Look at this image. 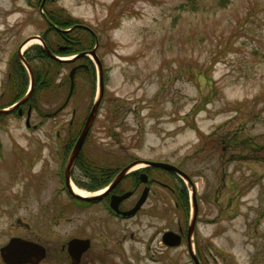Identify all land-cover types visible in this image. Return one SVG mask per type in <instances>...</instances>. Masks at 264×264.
Returning <instances> with one entry per match:
<instances>
[{"label": "rangeland", "instance_id": "1", "mask_svg": "<svg viewBox=\"0 0 264 264\" xmlns=\"http://www.w3.org/2000/svg\"><path fill=\"white\" fill-rule=\"evenodd\" d=\"M54 10L90 26L99 41L104 98L84 148L86 168L140 159L180 166L196 187V234L209 245L207 264H264V0H0V107L27 90L26 83L17 94L9 68L34 52L37 40L24 43L47 30L45 12ZM58 43L54 50L62 51L65 43ZM23 45L34 46L21 56ZM81 61L92 69L76 73L57 119L37 130L26 126V112L0 119V264L1 247L13 236L49 247L38 264H72L69 243L84 234L93 241L86 264H193L184 244L147 260V221L132 227L131 238L126 224L107 225L103 204L84 213L59 192L61 158L52 135L60 130L65 137L70 120L81 127L98 90L97 61ZM73 65H61L55 86L33 94L39 109L32 124L66 100ZM84 176L75 169L73 179ZM169 179L179 182L190 216L191 184ZM180 188L163 191L156 206L174 216ZM111 245L102 261L101 249Z\"/></svg>", "mask_w": 264, "mask_h": 264}, {"label": "flooded vegetation", "instance_id": "2", "mask_svg": "<svg viewBox=\"0 0 264 264\" xmlns=\"http://www.w3.org/2000/svg\"><path fill=\"white\" fill-rule=\"evenodd\" d=\"M57 113H60V110ZM70 124L71 122L69 121V125ZM69 130L70 127L68 126V129H66L65 137H63V134H61L60 130L57 133V136L59 137L57 141H61L59 144L61 145V150L59 153H56V155H58L61 158L60 160L61 164L65 163L64 165L59 166V168H62L64 166L63 168L64 172L66 168V163L72 151ZM51 140L54 141V143L56 142L52 138ZM77 160H76V164L73 167V170L78 168L84 173L85 176L83 177V179L81 178L80 180L76 177L74 178L79 182L80 185L89 188L90 190H92L91 188H94L96 185L100 184L101 181L104 179L106 180L112 179L113 181L118 175V173L125 167V165L130 163L129 162L122 166L117 165V166H110L105 168H103V166L101 165H96L94 167H91L89 170H84L81 166L77 165ZM61 170L62 169H59V171H56V173L59 175V179H61L60 182L62 183V187L64 188V185L66 187V178H65V173L63 174L62 172L63 170L62 171ZM73 170H72V177L74 174ZM167 176L168 174L166 171L153 166L152 167L146 166L140 170H136V169L131 170L117 183L116 186L107 190L102 195V197L96 200L93 204H89L84 199H81L82 202L80 203L81 210L84 211V213H86L94 206H97L102 203L105 204L106 212L104 213V215L107 218H104V220L107 222V225L111 224V222L114 220L115 222L117 221L116 223L120 228H123V225L126 224L125 226L127 228H125L124 230L130 228L131 238L135 237V233L132 230V227L134 226L141 227L142 225H140L141 223L138 222L139 220L147 221V224H145V228L147 225L149 228H151L149 232H152L151 234L149 233L150 235L148 234V236L143 241V244H145V251H146L145 258L147 260L148 258H152V260L155 261L157 259L158 261L159 258H157L155 255L152 256L150 253L161 252V251H164L163 253H165L166 251L176 249L184 244L186 245V247L188 246L189 248V249L187 248L188 250H192V249L194 250L195 256L198 259L199 263L207 264L210 261V248H208L209 245L206 246V244L204 243H199L198 235L196 234L197 225L199 223V215L196 218L192 233H190V223L188 222L189 219H187L188 218L187 214L181 211L180 204L176 199L175 200L172 199L173 204L176 207L174 209L175 210L174 216H172L171 213H168L166 211L167 210L166 207L165 208L163 207L161 209L160 206H156L158 202L162 201L165 198V197H161L162 192L165 191L167 188H171L169 182L166 180ZM174 186L177 187L176 185ZM147 189L148 192L145 193ZM179 192L182 194L183 192L182 188L179 189ZM144 194H145V198L143 199L137 210L133 212L129 217H123L120 214L115 213L109 206L112 199L116 198L115 199L116 204L121 211L131 210L135 208L136 205L141 201ZM93 219L96 221L98 218L96 216ZM83 224L84 225L87 224V217H84ZM169 231L174 232L175 236L173 237L167 236L166 233ZM85 235L86 234H84V236L83 235L75 236L76 238H82V239L90 238L92 243L91 247L82 254L77 264L87 263L86 257L90 253L93 246L92 237ZM124 237L126 238V236ZM125 238L119 239L117 240V242L120 243ZM35 241L46 247L47 256L45 258H47L49 247L40 240H35ZM178 241H180L181 243L180 245L178 246L171 245ZM111 247L112 245L101 249L100 259L102 261L106 260V257L104 258L102 253L110 252ZM201 251L205 254L206 258L202 256ZM45 258L39 261L38 263L45 260ZM69 259L72 260V264H76L77 261L72 257V255L69 256Z\"/></svg>", "mask_w": 264, "mask_h": 264}, {"label": "trees", "instance_id": "3", "mask_svg": "<svg viewBox=\"0 0 264 264\" xmlns=\"http://www.w3.org/2000/svg\"><path fill=\"white\" fill-rule=\"evenodd\" d=\"M61 12H58L57 10H54L53 12H50L49 16L50 19L53 20L59 27H68L73 26L77 21H75L71 16L65 18L61 17ZM51 31L54 33L57 32V41H63L67 45V50L63 53H73V52H80L91 49L93 46H91L94 41L96 40V37L89 32L88 30L77 26L74 30H70L68 32L60 31L56 28H50ZM54 29V30H52ZM84 32L83 37H79V33ZM55 35V36H56ZM50 37L45 36L44 39L47 42L48 46L51 47L50 43L54 45L53 40H49ZM52 48V47H51ZM27 59L30 64H32L33 71L35 73V88L34 93H37L38 96L46 89L50 88L52 84L55 81V75L60 69L61 65L67 64V62L58 61L53 58H51L45 51V49L41 46H37V48L34 50L33 53H30L27 55ZM90 65L92 66V62H90ZM13 66V65H12ZM55 66V69L52 67ZM92 68H85L81 69L79 71H83L86 74H89ZM94 75V74H93ZM27 71L25 67L22 65L21 62H17L15 66L11 67L10 74H9V80L8 82L12 83L16 90L17 94H19V91L21 88L26 86L27 83ZM92 77V75H90ZM93 79H95V76H93ZM94 81V80H93ZM55 84H53L54 87ZM35 95H32L31 101H37V97ZM82 159V155L79 158ZM178 200L186 207L188 205V201H186V198L184 197V194L182 196V199L178 198Z\"/></svg>", "mask_w": 264, "mask_h": 264}, {"label": "water", "instance_id": "4", "mask_svg": "<svg viewBox=\"0 0 264 264\" xmlns=\"http://www.w3.org/2000/svg\"><path fill=\"white\" fill-rule=\"evenodd\" d=\"M90 53L93 54L94 58L97 60L99 66H100V72H101L100 73V88H99L98 96H97V98L94 102V105L92 107V110H91V112L87 118L85 126L82 130V133H81V135H80V137H79V139H78V141L74 147L72 155L70 157L69 164L67 167V176H69L72 164H73L76 156L78 155V153H79V151H80V149H81V147H82V145H83V143H84V141H85V139H86V137L90 131V128L94 122L96 113L98 111V108L101 104V101H102V98L104 95V85H103V79H102L101 62L97 56L96 49H93ZM84 54H86V53H82V55H84ZM76 69H77V67L72 69V72H71L72 80L74 78V73H75ZM27 97H25L23 100H21V102H24L27 99ZM9 111H10L9 109H1L0 113H8ZM146 162L149 164H152V165L160 166V167L175 171L178 174L182 175L186 180H188V182L190 184L193 185V181H192L191 177L185 171H183L182 169H180L178 166H176L174 164H171L168 162H162V161H158V162L157 161H146ZM128 168H129V166L126 169H124L118 175V178L113 183L114 185L125 174V172L127 171ZM193 202H194V212H193L192 222L194 223V220H195V217H196L197 211H198L197 202H196L195 186H193ZM113 206L116 207V205H113ZM192 230H193V228L191 226V231ZM89 246H90V241L88 239L85 240V239L75 238V239H72L70 241L69 250H70V253L72 254V257L74 259H76V261H77L76 263L79 262L83 252L88 250ZM1 255H2L3 260L8 264L37 263L42 258H44L46 256V248L43 245H41L37 242H34L32 240H28V239H25L22 237H13L12 239L9 240V242L7 244H5L4 246L1 247ZM193 256H194L197 264H200L198 262V259L196 258V256L194 254H193Z\"/></svg>", "mask_w": 264, "mask_h": 264}, {"label": "bare ground", "instance_id": "5", "mask_svg": "<svg viewBox=\"0 0 264 264\" xmlns=\"http://www.w3.org/2000/svg\"><path fill=\"white\" fill-rule=\"evenodd\" d=\"M36 40H38V39H32V40H30L29 42L32 43L33 41H36ZM30 43H29V44H30ZM74 189H75V191H76L77 193H79V194H82V195H88V194H89V193H87L86 191H84V190L78 188L77 186H74Z\"/></svg>", "mask_w": 264, "mask_h": 264}]
</instances>
